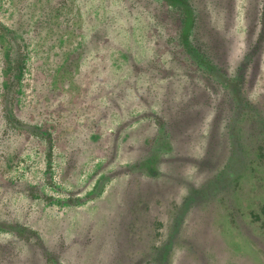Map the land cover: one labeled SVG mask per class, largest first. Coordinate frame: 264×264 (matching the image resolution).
I'll list each match as a JSON object with an SVG mask.
<instances>
[{"label": "rangeland", "instance_id": "374dc122", "mask_svg": "<svg viewBox=\"0 0 264 264\" xmlns=\"http://www.w3.org/2000/svg\"><path fill=\"white\" fill-rule=\"evenodd\" d=\"M0 264H264V0H0Z\"/></svg>", "mask_w": 264, "mask_h": 264}, {"label": "trees", "instance_id": "16d2710c", "mask_svg": "<svg viewBox=\"0 0 264 264\" xmlns=\"http://www.w3.org/2000/svg\"><path fill=\"white\" fill-rule=\"evenodd\" d=\"M185 10L187 11V7H185ZM192 18H193L192 16H187L186 17V19H187L188 22H191L192 21Z\"/></svg>", "mask_w": 264, "mask_h": 264}]
</instances>
